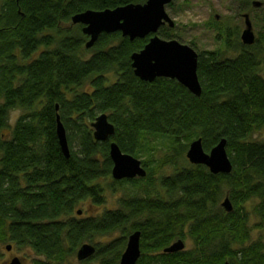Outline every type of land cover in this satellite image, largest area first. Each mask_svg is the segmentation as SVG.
Masks as SVG:
<instances>
[{"label": "trees", "instance_id": "16d2710c", "mask_svg": "<svg viewBox=\"0 0 264 264\" xmlns=\"http://www.w3.org/2000/svg\"><path fill=\"white\" fill-rule=\"evenodd\" d=\"M145 1L0 0V131L10 127V113L21 110L10 135L0 138V242L33 252L32 264H69L84 242L120 229L121 237L96 245L94 255L80 261L119 264L127 237L139 230L136 264H264V241H250L253 226L264 228V139L254 138L264 129V32L247 45L237 30L213 22L223 37L220 50L199 51L190 41L202 87L195 95L176 79L149 82L134 73L131 54L150 36L102 33L87 48L82 25L71 22L88 9ZM173 31L163 26L158 34L180 39ZM227 51L233 54L224 56ZM100 113L115 125L107 141L93 136L91 122ZM57 115L69 157L59 144ZM197 138L205 151L225 138L231 172L214 174L191 163L186 152ZM110 141L137 158L145 147L164 148L158 165L173 172L155 179L142 160L145 177L113 181L143 195L80 217L83 201L104 202L99 181L113 179ZM225 196L231 211L221 206ZM187 236L192 248L164 252Z\"/></svg>", "mask_w": 264, "mask_h": 264}, {"label": "water", "instance_id": "95a60500", "mask_svg": "<svg viewBox=\"0 0 264 264\" xmlns=\"http://www.w3.org/2000/svg\"><path fill=\"white\" fill-rule=\"evenodd\" d=\"M174 0H146L144 3H129L114 8L101 10L88 9L74 14L71 17L72 24H81L82 31L89 39L86 47H92L102 33L120 31L123 36L134 40L150 36L148 42L140 50L131 54L134 73L142 80L153 81L157 77L176 79L193 94L200 95L202 87L197 73L198 53L188 45L176 39H164L158 31L164 24L170 28L175 26V21L168 14L166 6ZM260 1H254L253 5L260 6ZM245 28L241 33V41L250 45L255 42L256 34L249 14L243 15ZM58 110V105L56 106ZM93 136L98 141H107L115 133V125L109 120L107 113L98 114L91 122ZM56 132L62 152L66 157L70 156V147L67 132L60 116L57 115ZM109 154L113 161L111 175L114 180L133 179L145 177L147 170L142 161L132 154L123 152L115 141H110ZM188 160L193 164H203L210 172L229 173L232 170V162L226 150V139L222 138L209 151H205L201 138L190 142L186 152ZM221 206L231 211L233 205L228 196L221 202ZM81 214V210L77 212ZM141 232L139 230L130 233L126 248L123 251L119 264H136L141 255ZM185 243L182 239L173 242L164 249V252H177L183 250ZM11 249V245H7ZM96 248L91 243H83L76 252L79 261L94 255ZM8 264H22L20 257L14 256ZM224 264H229L226 261Z\"/></svg>", "mask_w": 264, "mask_h": 264}, {"label": "rangeland", "instance_id": "374dc122", "mask_svg": "<svg viewBox=\"0 0 264 264\" xmlns=\"http://www.w3.org/2000/svg\"><path fill=\"white\" fill-rule=\"evenodd\" d=\"M250 5H246V0H174L172 6H166L168 14L173 18L176 23L174 33L181 35L179 42L188 44L190 41L194 42L197 50L199 51H217L220 50L224 43L223 37L218 38V32L215 27H230L232 30H237L239 38L243 29L245 28L244 14H249L250 20L253 25V30L257 36L258 32H264V0H250ZM254 1H260V6L253 5ZM217 23L214 27V23ZM71 24H64L63 28L69 27ZM241 39V38H240ZM196 50V49H195ZM196 50V52H197ZM39 51L35 53L37 56ZM198 53V52H197ZM232 52H225L224 56L232 55ZM91 53L86 52L88 57ZM113 76V75H112ZM111 76V77H112ZM113 76L111 80L113 81ZM21 110H13L9 116L10 127L0 131V138H7L13 125L15 124L17 117L20 115ZM256 139H264V129L254 134ZM164 149V148H163ZM163 149L156 150L154 148L145 147L138 156L141 161L147 162L149 172L153 173V176L159 178L161 176H168L173 172L174 167L171 165H158L159 161L164 156ZM111 177L107 180L99 181L104 188V202L102 204H96L92 199H87L78 205V211L81 210V214H77L80 217H97L101 215L105 210H114L119 208L120 199L133 196V194L143 195V190H134V188L127 184L114 183ZM142 184V182H141ZM144 185V184H142ZM143 187V186H142ZM135 191H138L135 192ZM225 197L221 199L220 202ZM220 204V203H219ZM140 219V218H139ZM253 220H255L253 218ZM132 223V222H129ZM131 225V224H130ZM251 239H262L264 241V228L260 229L252 227ZM122 233L120 229H117L111 234L97 236L92 241H86L84 243H91L93 245H105L109 241L121 237ZM128 239V237H127ZM126 239V241H127ZM185 243L184 250L193 247V241L189 236L182 239ZM9 241L0 242V264H7L14 256H21L24 264H32V259L35 258V254L28 249L18 251L13 245L10 250L7 249V245H11ZM125 247V246H124ZM124 247H122L120 253H122ZM24 255V256H23ZM69 264H82L76 254L69 259ZM88 264H100V260H91Z\"/></svg>", "mask_w": 264, "mask_h": 264}, {"label": "flooded vegetation", "instance_id": "af4514ba", "mask_svg": "<svg viewBox=\"0 0 264 264\" xmlns=\"http://www.w3.org/2000/svg\"><path fill=\"white\" fill-rule=\"evenodd\" d=\"M163 26H167V27H169V25L168 24H164V25H162L161 27H163ZM175 26H176V23H175ZM175 26L173 27V28H175ZM160 27V28H161ZM170 28V27H169ZM173 28H170V29H173ZM92 217V216H91ZM93 218V217H92ZM141 239V238H140ZM95 246V248H97L96 247V245H94ZM11 247H12V244H11ZM125 248H126V245H125V247H124V249H123V251L125 250ZM123 251H122V253H123ZM122 253H121V255H122ZM18 257H20L19 255H18ZM92 257V256H91ZM90 258V257H89ZM12 259V258H11ZM10 261H8V263H9ZM21 262H22V264H24V262H23V258L21 257ZM7 263V264H8Z\"/></svg>", "mask_w": 264, "mask_h": 264}]
</instances>
